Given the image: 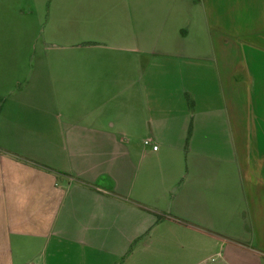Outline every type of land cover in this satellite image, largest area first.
<instances>
[{
  "label": "crops",
  "instance_id": "obj_1",
  "mask_svg": "<svg viewBox=\"0 0 264 264\" xmlns=\"http://www.w3.org/2000/svg\"><path fill=\"white\" fill-rule=\"evenodd\" d=\"M0 264H264V0H0Z\"/></svg>",
  "mask_w": 264,
  "mask_h": 264
},
{
  "label": "built area",
  "instance_id": "obj_2",
  "mask_svg": "<svg viewBox=\"0 0 264 264\" xmlns=\"http://www.w3.org/2000/svg\"><path fill=\"white\" fill-rule=\"evenodd\" d=\"M146 144H153V140L151 139H146L145 141ZM153 149L157 150L158 149V145H153Z\"/></svg>",
  "mask_w": 264,
  "mask_h": 264
}]
</instances>
